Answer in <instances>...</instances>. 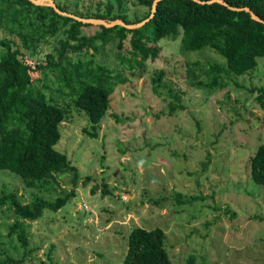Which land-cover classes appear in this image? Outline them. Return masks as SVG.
Here are the masks:
<instances>
[{"label":"rangeland","instance_id":"1","mask_svg":"<svg viewBox=\"0 0 264 264\" xmlns=\"http://www.w3.org/2000/svg\"><path fill=\"white\" fill-rule=\"evenodd\" d=\"M56 1L78 18L110 7L111 17L125 13L131 20L146 12L137 0ZM6 36L15 35L0 30V39ZM61 37L42 41L35 55L26 51V60L33 67L45 63ZM181 38L182 32L176 40H161L158 58L132 70L117 60V42L95 56L117 82L96 138L85 112L63 100L56 75L48 74V95L70 109L56 149L76 171L56 175L41 190L0 171V194L15 193L24 204L75 196L58 212L46 210L38 221L24 222L27 248L12 234L18 221L13 210L0 208V264H123L135 227L164 230L173 264H264V186L251 178L252 158L264 145L258 102L264 57L253 72L224 75L211 91L198 89L189 83V68L207 81V66H224L225 60L209 47L183 51ZM131 50L127 42L125 51ZM160 71L164 87L157 95L153 78ZM34 76L45 83L40 72Z\"/></svg>","mask_w":264,"mask_h":264},{"label":"trees","instance_id":"2","mask_svg":"<svg viewBox=\"0 0 264 264\" xmlns=\"http://www.w3.org/2000/svg\"><path fill=\"white\" fill-rule=\"evenodd\" d=\"M63 15L50 5H35L30 0H0V30L6 29L15 36L0 39L4 51L0 53V171L8 170L22 178L29 189H43V184L56 175L76 171L67 154L56 146L61 141V125L66 122L69 108L61 106L47 91L51 90L48 74L56 75L59 94L65 102H74L85 112L98 136L99 125L111 110L112 95L117 82L113 71L96 62L95 56L114 42L120 64L130 70L141 68L148 60H156L160 48L155 44L164 39L176 40L182 32V50L187 52L211 48L224 60L225 65H208V80H200L195 69L188 70L190 84L198 89L213 90L224 75L244 76L258 67V58L264 57V22L253 19L254 13L264 21V0H222L201 4L193 0H162L153 14L156 0H137L145 8L143 15L134 14L129 19L125 13L111 17L108 12L83 15L82 19H102L107 23L121 20L127 25L143 26L128 29L122 25L106 27L79 21L67 9L53 0ZM205 2L213 0H201ZM234 8H249L232 10ZM71 15V14H70ZM152 15H154L152 17ZM99 31L87 34V29ZM62 35L54 52L46 56L45 63L33 67L26 51L35 55L42 41ZM129 42L131 51L126 52ZM93 53L90 54V51ZM72 56H75L74 58ZM195 65L199 66L200 63ZM45 76L41 85L40 78ZM164 72L153 78L154 92L158 95ZM258 97L264 110V89ZM178 102V95L171 94ZM178 105L170 103L171 112ZM251 178L264 186V145L258 147L251 161ZM95 192V190L93 191ZM104 193H109L105 185ZM75 196V191L48 201L36 197L28 204L22 203L15 193L0 194V208H11L18 219L12 234L24 248L28 247L25 221H38L46 210L58 212ZM167 234L161 228L147 230L135 227L128 236V250L123 264H173L166 245ZM11 261V260H10ZM21 264L22 261H13Z\"/></svg>","mask_w":264,"mask_h":264},{"label":"water","instance_id":"3","mask_svg":"<svg viewBox=\"0 0 264 264\" xmlns=\"http://www.w3.org/2000/svg\"><path fill=\"white\" fill-rule=\"evenodd\" d=\"M33 4L35 5H50L52 6L57 12H59L60 14H63V15H68L67 13L61 11L57 5L55 4V2L53 0H30ZM162 1V0H156L154 2V5H153V14H155L156 10H157V6H158V3ZM193 1H196L198 3H201V4H205V3H212V2H219L221 4H224V5H227L224 1L222 0H213V1H209V2H205V1H201V0H193ZM45 2H48V4H46ZM232 10H245L247 12H251V10L249 8H234V7H230ZM252 17L253 19L257 20V21H260V22H264L262 21L261 19H259L254 13H252ZM69 16L79 20V21H82L83 23H89V24H101V25H104L106 27H113L115 25H122V26H125L126 28L128 29H134V28H138V27H141L143 26L145 23H147L149 21V19L143 21L142 23L140 24H135V25H127L125 23H123L122 21H114L112 23H107L106 21L102 20V19H82V18H78V17H75L73 15H70ZM154 15H152L153 17Z\"/></svg>","mask_w":264,"mask_h":264}]
</instances>
